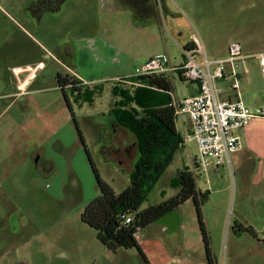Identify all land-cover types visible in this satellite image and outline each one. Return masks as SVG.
I'll list each match as a JSON object with an SVG mask.
<instances>
[{"label": "rangeland", "instance_id": "1", "mask_svg": "<svg viewBox=\"0 0 264 264\" xmlns=\"http://www.w3.org/2000/svg\"><path fill=\"white\" fill-rule=\"evenodd\" d=\"M26 1L0 0L6 10V17L0 15V92L8 91L0 95L1 120L16 122L4 136L9 142L16 129L12 137L21 147L15 154L24 157L0 182V264H206L191 200L138 230L148 263L136 248H105L80 219L83 207L99 194L88 157L115 193L129 184L137 141L113 109H137L127 98L134 99L137 89L129 81L135 68L159 54L170 66L182 65V47L193 33L209 61L225 60L229 43L240 45L242 57L252 62L249 80L259 94V106L250 108H264L258 62L264 54V0H142L140 9L129 0H64L40 19L42 5L30 11ZM39 61L43 66L36 67ZM27 65L35 72L21 90L17 84L30 72ZM168 76L172 87L158 94L162 100L169 97L175 104L194 94V82L177 71ZM76 78L84 85L80 91L64 84ZM176 127L182 136L179 118ZM196 154L194 140L181 146L142 207L174 195L172 181L185 167L195 170ZM193 174L198 187L209 186L203 203L210 204L204 207L218 203L219 216L223 208L222 241L214 242L223 246L233 203H239L238 174L233 163L208 180L202 171ZM202 215L204 221L203 206Z\"/></svg>", "mask_w": 264, "mask_h": 264}, {"label": "trees", "instance_id": "2", "mask_svg": "<svg viewBox=\"0 0 264 264\" xmlns=\"http://www.w3.org/2000/svg\"><path fill=\"white\" fill-rule=\"evenodd\" d=\"M48 1L50 3L46 6L40 5L50 11L58 10L60 4L64 2V0ZM188 47L190 43L187 42L183 48ZM180 78L183 77L180 75ZM57 80L61 86L63 79L60 75L57 76ZM68 81L76 82L75 79H66L64 83ZM129 81L137 89L134 99L127 98L136 104L137 109L133 107L126 109L128 105H124L122 109H113L120 124L132 131L137 141L139 155L131 171L129 184L122 191L115 193L112 187L100 178L88 157L99 194L83 207L80 219L95 230L97 240L108 250L115 252L119 248H136L144 261L148 263L138 243V230L173 211L182 203L191 200L195 209L206 264H214L209 235L202 215L205 193L197 188L194 174L188 167L180 170L174 183L172 181L171 186L178 189L174 195L156 204L142 207L148 194L171 163L174 154L182 146V136L177 131L175 107L171 104L170 98L167 97L164 101L158 95L162 92L165 94L170 92L172 83L169 76H131ZM88 93L86 90V94ZM118 93L124 95L125 91L120 90ZM63 96L72 115L67 98ZM157 99L160 101L159 106H155ZM72 119L74 120L73 117ZM74 125L83 142L75 122ZM242 231L253 233L250 227H235V232Z\"/></svg>", "mask_w": 264, "mask_h": 264}, {"label": "crops", "instance_id": "3", "mask_svg": "<svg viewBox=\"0 0 264 264\" xmlns=\"http://www.w3.org/2000/svg\"><path fill=\"white\" fill-rule=\"evenodd\" d=\"M49 3L50 1L48 0L26 1L30 11L34 10L36 4H44V6H46ZM46 11L49 10L44 8L39 15L37 14L39 19ZM5 13L6 10L0 4V15L6 17ZM218 60H222V58L213 61ZM40 66H43V63L39 61L36 67ZM251 66L252 62H250L247 57H242L241 54V58L236 61V66L234 68L239 80L238 89L234 91L230 88L232 78L220 80L221 98H232L238 94L240 100L247 107L259 106V94L255 91L252 82L249 80L248 72ZM25 69H30V71H32L33 68L30 67V65H27ZM30 74L31 72L27 73L26 76H29ZM75 81L74 88L70 89L73 91H80L84 85L80 82V79L76 78ZM241 84L243 86L242 90L239 89L241 88ZM240 91L243 93L242 96L244 98L242 99ZM6 92L8 91H6L4 87L0 92V95H6ZM196 92L197 85L195 86L194 94ZM2 113L3 110L0 113V182H2V180H7L8 176H11L16 172L13 170L24 163V157L21 155L17 157L18 155L15 154L21 147V145L17 144L15 137H12V134L16 129L10 133L11 139L9 142L6 141L7 137L4 136L9 133L10 128H16V122H14V120L9 122L2 121ZM236 133L240 138L242 147L240 150L231 154L230 167L231 163H233L238 174L239 203H233L230 225L224 236L225 244L222 243L223 246H219V243L217 246L214 245V242L217 239L218 241H220V239L222 241L223 237L222 227L224 216L221 215H223L224 211L222 208L219 211V216L218 203H211L212 205H210L211 207H208V209L204 206L210 203H203L205 226L209 235V240L210 242H213L211 254L214 264H264V116L252 118L244 127L238 129ZM31 151L25 157L26 160L31 156ZM9 160H11V162H9ZM226 167V165H222L216 169L208 168L206 170L195 167V170H197L198 173H201V171L205 173L207 179L208 175L213 177L220 169ZM195 170L192 172L194 173ZM206 179L205 184H208V179ZM197 188L201 192L209 191L208 185L201 188L200 186H197ZM247 200H251V202H247ZM237 226L242 228L250 227L253 233L246 231L237 233L235 232V227ZM1 241L2 239L0 236V242Z\"/></svg>", "mask_w": 264, "mask_h": 264}, {"label": "built area", "instance_id": "4", "mask_svg": "<svg viewBox=\"0 0 264 264\" xmlns=\"http://www.w3.org/2000/svg\"><path fill=\"white\" fill-rule=\"evenodd\" d=\"M190 47L182 54L184 63L170 66L165 54L154 55L135 68L131 76L169 75L177 71L186 80L197 85V92L171 104L175 107V119L180 120L182 145L194 140L197 154L192 158V167L202 170L216 169L226 165L230 167V156L242 147L236 131L244 127L249 120L264 116V109H251L243 104L238 94L232 98H221L220 80L232 78L230 88L238 89L239 80L234 68L241 58V48L236 42L229 43L225 60L209 61L204 53L201 41L196 33L191 34ZM202 57L199 62L195 57ZM230 65V71L225 65ZM259 67L264 82V54H259ZM21 79L17 86L23 90L35 71ZM186 117V120L184 119ZM129 219H127L128 221Z\"/></svg>", "mask_w": 264, "mask_h": 264}, {"label": "flooded vegetation", "instance_id": "5", "mask_svg": "<svg viewBox=\"0 0 264 264\" xmlns=\"http://www.w3.org/2000/svg\"><path fill=\"white\" fill-rule=\"evenodd\" d=\"M129 1H131L132 2V4H135L136 5V7H137V9H140V6L143 4V1L142 0H129ZM145 2V1H144ZM65 85H70L69 87L70 88H74L73 86H75V83H71L70 81H68V82H65L64 83Z\"/></svg>", "mask_w": 264, "mask_h": 264}]
</instances>
